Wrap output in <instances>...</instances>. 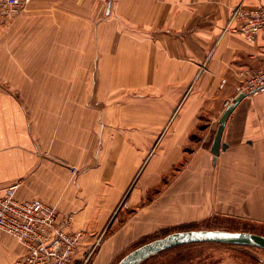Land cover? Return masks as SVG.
Returning a JSON list of instances; mask_svg holds the SVG:
<instances>
[{
  "label": "crops",
  "instance_id": "1",
  "mask_svg": "<svg viewBox=\"0 0 264 264\" xmlns=\"http://www.w3.org/2000/svg\"><path fill=\"white\" fill-rule=\"evenodd\" d=\"M264 0H27L0 21V188L39 198L108 264L132 238L211 216L264 224V32L224 31ZM245 96L210 147L225 108ZM0 230V264L17 240ZM91 253V254H92Z\"/></svg>",
  "mask_w": 264,
  "mask_h": 264
},
{
  "label": "built area",
  "instance_id": "2",
  "mask_svg": "<svg viewBox=\"0 0 264 264\" xmlns=\"http://www.w3.org/2000/svg\"><path fill=\"white\" fill-rule=\"evenodd\" d=\"M107 8L112 0H99ZM27 0H0V21L13 19ZM224 31L240 33L254 42L264 32V9L233 6ZM241 89L248 94L264 90V66L242 73ZM16 185L0 188V230L17 240L22 255L16 264H77L76 254L84 238L82 230H72V215H60L54 205L39 198L19 199ZM92 249L82 255L86 264Z\"/></svg>",
  "mask_w": 264,
  "mask_h": 264
},
{
  "label": "rangeland",
  "instance_id": "3",
  "mask_svg": "<svg viewBox=\"0 0 264 264\" xmlns=\"http://www.w3.org/2000/svg\"><path fill=\"white\" fill-rule=\"evenodd\" d=\"M169 228L170 229L165 228L150 231L146 236L132 238L129 244L120 253L114 255L108 264H116L123 255L145 242L179 230L217 228L231 231H254L264 234V224L227 219L218 215L199 219L197 221L183 222L175 225V227ZM7 240L12 241L10 238ZM179 251H183L182 254L187 258L186 264H264V249L249 245L204 243L182 246L179 248ZM95 253L96 251L89 256L86 264H92L94 258L97 256ZM171 256H173V254H170V257Z\"/></svg>",
  "mask_w": 264,
  "mask_h": 264
},
{
  "label": "water",
  "instance_id": "4",
  "mask_svg": "<svg viewBox=\"0 0 264 264\" xmlns=\"http://www.w3.org/2000/svg\"><path fill=\"white\" fill-rule=\"evenodd\" d=\"M245 96L239 93L230 103L220 118L210 147L212 154L217 155L219 149H225L226 143L221 142L222 132L226 120L236 104ZM227 243L249 245L264 249V235L250 231H231L225 229H190L170 232L162 237L145 242L123 255L116 264H140L150 256L163 250L191 243Z\"/></svg>",
  "mask_w": 264,
  "mask_h": 264
},
{
  "label": "trees",
  "instance_id": "5",
  "mask_svg": "<svg viewBox=\"0 0 264 264\" xmlns=\"http://www.w3.org/2000/svg\"><path fill=\"white\" fill-rule=\"evenodd\" d=\"M167 229H170V228H167ZM225 230H228V229H225ZM250 232H254V231H250ZM204 243H212V242L191 243V244H185V245L172 247V248L163 250L153 256H150L149 258H147L140 264H186L187 258H185L184 254H182L183 251H179V248H181L182 246H187V245L192 246V245H199V244H204ZM170 254H173V256L170 257Z\"/></svg>",
  "mask_w": 264,
  "mask_h": 264
}]
</instances>
